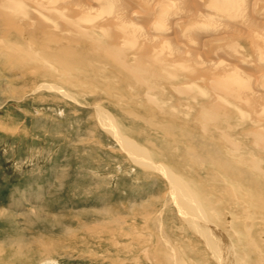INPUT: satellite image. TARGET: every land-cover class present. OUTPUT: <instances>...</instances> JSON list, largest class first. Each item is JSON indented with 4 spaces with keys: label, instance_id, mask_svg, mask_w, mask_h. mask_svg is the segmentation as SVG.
Returning a JSON list of instances; mask_svg holds the SVG:
<instances>
[{
    "label": "rangeland",
    "instance_id": "374dc122",
    "mask_svg": "<svg viewBox=\"0 0 264 264\" xmlns=\"http://www.w3.org/2000/svg\"><path fill=\"white\" fill-rule=\"evenodd\" d=\"M6 1L0 264H264V0L218 21L197 16L205 0H113L109 14L99 0H57L71 19L90 11L81 29L46 0H25L29 17ZM123 15L141 32L123 35ZM176 45L193 60L180 79L166 75ZM229 66L250 75L249 106L217 78Z\"/></svg>",
    "mask_w": 264,
    "mask_h": 264
},
{
    "label": "bare ground",
    "instance_id": "6f19581e",
    "mask_svg": "<svg viewBox=\"0 0 264 264\" xmlns=\"http://www.w3.org/2000/svg\"><path fill=\"white\" fill-rule=\"evenodd\" d=\"M34 1V0H33ZM40 0H38V2H39ZM98 1V0H97ZM120 1V0H119ZM128 0H126V1H124V3H123V7H124V5L126 4V2H127ZM41 2H42V0H41ZM99 3H102V4H104V8L103 7H100L99 9L97 8V10L99 11V12H104V13H106V12H108V14L109 13H112L113 11V7L112 6H115V5H112L113 4V0H99L98 1ZM6 3H8L9 4V6H7V8H9V7H14V5L15 4H18L19 6H23V11H22V15L23 16H26V17H29L30 16V14H29V10L30 9H28L29 7H28V5L26 4V2H25V0H7L6 1ZM12 3L14 4L13 6H10V5H12ZM45 4L46 5H48V6H52L51 7V9L52 10H54V13L55 14H58V15H60V16H63V17H66V19L67 20H69L70 21V25L73 27V26H79V27H77V28H80L81 29V25L84 23V24H86V23H92V22H95V20H94V17H91L90 16V14H89V10L87 9V11L85 12L84 11V13L81 15V13L79 14V16H77V18H74V19H71V18H69L68 16V14H67V12L68 11H66L65 10V8L63 9V7L61 6V5H59L60 3H59V1H57V0H46V2H45ZM45 4H43V6L42 7H44V5ZM129 4V2L127 3V5ZM171 4H172V6L175 8L176 7V5H177V0H172V2H171ZM41 5V4H40ZM121 5V4H120ZM239 6H240V0H205L204 2H203V4H202V6H201V10H200V12L197 14V16H199L200 18H202V17H210V18H213L214 20H216V21H218V20H220V16H217V15H215V16H212L213 14H215L217 11H220V12H224L225 13V11H229L230 13L231 12H233V14L235 15V16H233L234 18H236V16H239V15H237V14H235V12H237L238 13V10H240L239 9ZM37 7H38V5H37ZM163 7V6H162ZM31 9L33 8L35 11L37 10L35 7H30ZM165 9H166V7H164ZM16 9V8H15ZM121 9V8H120ZM127 9V8H126ZM86 10V9H85ZM122 10V9H121ZM235 12H234V11ZM119 11V10H118ZM168 11V10H167ZM122 12V11H121ZM120 12V13H121ZM124 12V11H123ZM161 12V11H160ZM37 13L39 14V15H43L42 13H40L38 10H37ZM227 13V12H226ZM173 14V13H172ZM216 14H218V13H216ZM232 14V13H231ZM240 14V16L242 15V13H239ZM111 15V14H110ZM124 15H125V13H124ZM121 16L120 18V23L122 24H120V27H122V31H124V34L123 35H126L127 37H130V36H133L134 37V35L135 34H137L138 32L140 33L141 31H140V29L139 28H137V27H139V26H136L135 25V23H133V21H131L130 20V18H128L127 17V15L126 16ZM47 17V16H46ZM45 17V18H46ZM71 17V16H70ZM232 17V18H233ZM64 19V18H63ZM46 20H53V19H50L49 17H47L46 18ZM192 20V19H191ZM55 22V21H54ZM227 23V22H226ZM95 24V23H94ZM177 24V23H176ZM203 24H205V23H202V24H200V25H203ZM209 24V23H208ZM218 24V23H217ZM117 24H115V26H116ZM119 25V24H118ZM175 25V24H174ZM178 25V24H177ZM96 26H97V24H96ZM95 26V27H96ZM106 25L105 24H101V26H99L98 27V36H100V35H104L105 33H106V31L108 30L106 27H105ZM156 26V25H155ZM180 26V25H179ZM198 26H199V24H198ZM206 26H207V24H206ZM250 26H251V24H250ZM253 26V25H252ZM153 27V26H152ZM213 27V26H212ZM259 27V26H258ZM216 28V27H215ZM176 29V28H175ZM188 29V28H187ZM193 29H195V26H194V28ZM153 30H155V29H153ZM157 30V29H156ZM210 31V30H209ZM256 31V30H255ZM61 32V31H60ZM96 33V32H95ZM258 33H259V31H258ZM91 34H93L92 32H91ZM95 36V35H94ZM153 36V35H152ZM155 36V35H154ZM193 36V35H192ZM260 36H262L261 34H260ZM154 38V37H153ZM211 38V37H210ZM262 39V41H264V35L261 37ZM147 39H149V38H147ZM156 39V38H155ZM155 39H154V41H155ZM166 39V38H165ZM149 40H151V39H149ZM122 42H123V44L124 45H127L128 43H130L131 41H129L127 38H124V37H122ZM156 42V41H155ZM235 42V41H234ZM233 41H231L230 43H228V46L230 47V48H232L233 49V51L235 50L236 52H238L239 51V49H238V47H236V45H237V43L235 44ZM172 43V42H171ZM263 45V44H262ZM163 46L164 45H160L159 47H158V51H157V53L158 54H160L161 53V50L163 49ZM227 46V47H228ZM176 47H178L179 48V46H175L174 48H176ZM182 48H185V46L184 45H182L181 46ZM157 49V48H156ZM181 48H179V49H176V50H180ZM181 50H183V49H181ZM180 50V55H179V58H177L176 60H172V63H173V65H175L176 67H177V69H176V71L174 72V73H170V74H166V75H170L171 77H173L174 79L176 78V74H177V78L178 79H180L181 78V76H182V74L183 73H185V72H187L189 69H190V65L192 64L191 62L193 61L191 58H188V57H185V54H186V52H184V54L182 53V51ZM171 51V50H170ZM178 52V51H177ZM262 52H264V45L260 48V49H258V55H262L263 53ZM169 53V52H168ZM174 53V52H173ZM188 55V54H187ZM190 55V54H189ZM191 56V55H190ZM259 56V57H260ZM176 57V56H175ZM170 58V57H169ZM263 59H264V57H263ZM200 61V60H199ZM202 61V60H201ZM258 61V60H257ZM246 62V61H245ZM199 64H202V63H199ZM205 66H206V64H205ZM216 67V66H215ZM217 68V70L215 69H212V71H218L219 73H220V71L218 70V67H216ZM191 70V69H190ZM224 70L225 71H223V73H224V75H223V78H221V77H217L218 79L220 78V80L222 81V82H224V84H225V88H226V92L227 93H230V94H233V95H235V96H233L234 98V101H238V100H240V96L239 95H241V100L244 102V103H246V104H248V101H249V97L248 96H250V91H249V87H248V85L250 84L249 83V81H247V79H248V77H250V75H248V76H245V72L243 71V70H237L234 66H229V67H224ZM208 71V70H207ZM210 72V71H209ZM220 75V74H219ZM213 79V78H212ZM189 80H190V78H189ZM220 80H219V82H220ZM218 82V83H219ZM263 83V82H262ZM186 85V87H187V85H189V88L190 89H192V88H195L196 89V91H199V92H201L203 95L206 93L202 88H199L195 83H190V84H185ZM213 85V84H212ZM215 86V85H214ZM221 87H223L222 85H221ZM221 87H220V89H221ZM219 88V87H218ZM217 88V89H218ZM189 89V90H190ZM216 89V88H215ZM214 89V90H215ZM216 89V90H217ZM251 89V88H250ZM188 89H186V91H187ZM213 91V90H212ZM192 92V91H191ZM215 92V91H214ZM186 93V92H185ZM188 93V92H187ZM198 93V92H197ZM189 94H191V93H189ZM199 94V93H198ZM208 93H206L205 95H207ZM224 96H226V95H224ZM255 96V95H254ZM208 98H209V95H208ZM229 100V99H228ZM228 100H226V101H228ZM224 101H225V99H224ZM242 102V103H243ZM228 105H230L229 107H232L231 105L232 104H235V103H233V101L231 102V101H229V102H226ZM251 103V102H250ZM239 105V104H238ZM248 106H249V104H248ZM236 108V107H235ZM212 109V108H211ZM245 109V108H244ZM263 109V108H262ZM210 111V115H212L213 114V112L211 111V110H209ZM236 111H237V113H239V117L237 118V120L238 121H243L244 119H250V116L249 115H245V110H243L242 108H236ZM262 111V110H261ZM247 112H248V110H247ZM250 112V111H249ZM263 113H264V110H263ZM261 114V113H260ZM103 119H105L106 120V118L104 117ZM256 124V123H255ZM117 139H119V137H118V135H114ZM261 137V136H260ZM121 145H122V148L123 149H125V150H127L128 151V153H130V158L131 159H133V161L136 163V164H138V165H142L143 163L144 164H146V158H145V156L143 155V154H140V153H136V151L135 150H129L128 149V145H127V142H121ZM254 165V164H253ZM171 177V179H172V182L174 183V177L173 176H170ZM174 186V188H176V190H179V189H181L182 187H180V185L179 184H174L173 185ZM182 191L183 190H180V191H178V194H179V196L180 197H178V199H176L178 202H180V204H182L183 205V207H181V208H185L187 211H188V213H189V219H190V222L195 226V227H198L197 229H202V226H200L201 224H200V219H199V216L197 215V212L199 211V206L198 205H193V200H191L190 198H186L185 197V194H183L182 193ZM186 199L189 201V202H192V205H190V206H187L186 204H185V202H186ZM200 227V228H199ZM203 231H205V228L203 227ZM206 233V232H205ZM213 234V233H212ZM211 234V235H212ZM213 244V243H212Z\"/></svg>",
    "mask_w": 264,
    "mask_h": 264
}]
</instances>
